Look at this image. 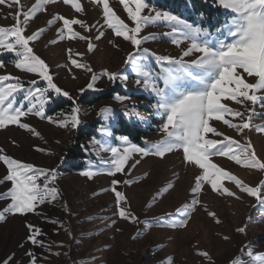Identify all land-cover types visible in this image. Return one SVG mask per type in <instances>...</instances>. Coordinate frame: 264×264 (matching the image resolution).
I'll return each mask as SVG.
<instances>
[{
  "label": "rangeland",
  "instance_id": "374dc122",
  "mask_svg": "<svg viewBox=\"0 0 264 264\" xmlns=\"http://www.w3.org/2000/svg\"><path fill=\"white\" fill-rule=\"evenodd\" d=\"M199 1L204 6L197 0H191L190 4L188 0H182L186 6H175L172 12L181 15L194 26L211 29L215 28L218 21L222 23L225 20L224 10L214 8L204 3V0ZM34 3L35 0H21L24 10ZM80 3L85 9L84 13H75L70 5L58 0L56 4L48 5L46 11L37 13L27 27L28 34L45 29L32 46L49 65L58 86L76 98L81 109L82 123L77 129L68 130L47 120L28 116L22 122L35 128L40 133L39 137L16 125L0 129V148L4 149L5 154L36 167L58 169L56 186L61 192L57 201L40 206L38 212L42 211L44 215L28 214L24 217L6 214V219L0 222V260L15 253L17 261L28 264L25 252L32 249L38 257H46L38 259V264H161L166 257H173L174 264H208L210 258L214 264H229L230 260L237 257L242 260V264H260V257L264 256V205L243 195L241 189L264 181V127H258L264 124V109L256 106L251 127L245 126L243 118L239 120L230 116L227 118L232 119L231 122L211 121L218 133L223 134L222 137L209 134L212 141L221 143L220 150L213 151L211 158L195 148L178 145V148L184 147L183 152L174 150L163 157L149 155L141 158L134 154L126 165L125 173L115 177L107 175L104 162L110 160L111 154L103 151L101 145L124 147L123 142L116 139L118 135L113 129L117 127V120L114 117L120 116V120H126L139 129L143 128L146 131L144 135L148 133L140 146L162 138L156 130L160 121L149 107L156 98L135 84V80L140 77L133 73L131 66L124 63L127 53L132 50L128 42L114 37L111 30L105 28V38L94 40L96 47L88 53L87 41L79 38L58 39L57 28L62 26V22L48 25L47 21L56 14L69 19H83L88 24L97 21L103 23L102 9L92 0H80ZM109 3L116 14L131 26L120 0H109ZM157 8L165 10L163 6ZM14 12L15 9L9 8L8 4L0 5V27L14 23ZM200 12L207 13L208 18L200 21ZM73 27L82 35H96L95 29L87 33L79 25ZM167 30L159 24L144 29L141 35L157 36L155 41L147 42L144 46L158 54L178 56L179 49L171 44L170 38L162 36ZM109 39L114 43H109ZM54 40L56 43H51ZM80 53L84 55L80 56ZM70 54L73 59L88 63L94 72L107 69L127 75V87L113 85L106 77H100L96 84L98 90H87L81 94L79 89L86 87L91 73L72 65ZM14 59L12 53L0 55V61L6 65L0 69V75L11 74L25 81L33 78L34 74L16 69L12 62ZM144 66L153 72L159 68L154 61L145 62ZM247 81L254 83L255 78L248 77ZM103 94H110L112 99L94 106L82 104L86 96L96 99ZM117 94L127 95L129 99L120 103L114 99ZM257 94L264 95V92ZM20 99L22 96L18 97V103ZM58 102L72 104L64 97L54 98L46 105V115L59 118L61 111L65 114L70 111V108L59 111ZM222 102L229 107L244 110L233 101ZM134 104L139 105L137 110L140 117L126 118L121 115ZM104 107L114 110L109 121H104L100 114V109ZM105 127L112 133L111 137L99 131ZM208 130L205 126L204 131ZM87 131L89 135L97 134L93 138L80 140V148L77 149L74 146L76 136L80 132L87 135ZM203 135L200 133L201 139ZM99 138L102 140L99 141ZM38 148L44 151H37ZM72 150H80L82 156L88 158L81 171L94 170L98 175L90 180L80 175V170L65 173L63 170L69 165L82 164L68 158ZM5 174L6 168L0 163V178ZM112 179L121 181L118 190L125 193L131 211L140 218L139 223H130L115 216L114 194L109 190ZM126 179L133 183L124 185ZM8 187L9 182L0 185V192ZM7 203L8 200L0 199V210ZM65 205L68 212L65 211ZM45 216L60 223L46 222ZM113 219L116 220L115 225L111 224ZM145 220L153 224L159 221L164 226L146 224ZM26 222L42 228L46 233L40 238L50 246L48 251L26 242ZM242 226H247L246 234L236 232ZM138 232L139 236L133 238ZM224 236L229 239H224ZM245 247L247 251L253 252L252 257L247 256Z\"/></svg>",
  "mask_w": 264,
  "mask_h": 264
},
{
  "label": "snow or ice",
  "instance_id": "6c2138e0",
  "mask_svg": "<svg viewBox=\"0 0 264 264\" xmlns=\"http://www.w3.org/2000/svg\"><path fill=\"white\" fill-rule=\"evenodd\" d=\"M57 2L58 0H35L31 7L24 10L21 0H0V5L8 4L9 8L15 9L12 13L14 23L8 27H0V55L14 54L15 59L12 62L15 68L23 73L34 74L33 78L27 81L11 74L0 75V129L16 125L39 137L40 133L35 128L29 123L22 122L23 118L28 116L47 120L59 128L68 130L77 129L82 123L81 109L76 98L58 86L49 65L32 46L45 29L27 33V27L36 14L46 11L48 5ZM92 2L102 9V24L99 21L88 24L83 19H69L60 14L53 15L47 23L53 25L58 21L62 22V26L57 28L58 39L63 41L79 38L87 41L88 53L93 52L96 47L94 40L100 41L105 38V28L110 29L114 37L128 42L132 50L127 53L124 63L131 66L133 73L140 77L135 80V84L141 86L142 91L156 98L149 107L153 115L159 118L160 122L156 130L162 137L155 142H147L145 146L130 141L127 136L116 137L123 142L122 148L101 145L103 151L111 154L110 160L104 162L107 175L115 177L117 174L125 173L126 165L134 154H138L141 158L149 155L163 157L174 150L183 152L184 147L178 148V145L195 148L211 158L213 151L220 150L221 143L212 141L209 134L212 137L223 136L211 125V121L231 122L233 120L227 118L230 116L239 120L243 118L245 126L251 127L256 106L259 105L264 109V95L257 94L264 92V0H204V3L224 10L225 20L222 23L218 21L214 29L194 26L181 15L174 14L170 10H161L147 3L146 0H120L128 20L131 21L130 26L116 14L109 0H92ZM190 2L191 0H188L189 4ZM63 4L70 5L75 13L85 11L80 0H63ZM198 18L200 21L206 20L208 14L200 12ZM158 24L168 29L162 33V36L170 38L171 44L179 49L178 56L158 54L144 46L147 42L155 41L157 36L141 35L142 31ZM74 25H79L80 29L87 33L95 29L96 35L94 37L82 35L80 31L74 30ZM109 43L114 41L109 39ZM69 60L76 68L91 73V79L86 87L79 89L81 94L87 90H98L96 84L100 77H106L113 85L127 87L128 76L119 71L104 69L94 72L88 63L73 59L71 54ZM148 61H154L159 66L158 70L155 72L148 70L144 66ZM5 66V63L0 61V69H4ZM248 77H254L255 82H248ZM20 96L22 99L18 103ZM58 97H64L72 102L70 111L67 114L61 111L59 118L46 115V105ZM114 99L123 103L129 97L117 94ZM223 100L233 101L241 105L244 110L229 107L222 102ZM138 107L139 105L134 104L130 106V110L123 111L121 115L126 118L140 117ZM113 112L111 107L100 109L104 121H109ZM205 126L209 129L206 132ZM258 127H264V124ZM99 131L109 137L112 136L106 127ZM200 133H204L203 139ZM36 150L44 151L43 148ZM0 163L6 168V174L0 178V185L10 183V187L0 192V199L9 201L0 210V222L6 219V214L24 217L28 214L44 215L42 211L38 212L40 206L52 204L60 198L61 192L56 186L57 168L36 167L32 163L5 154L3 148H0ZM185 163L189 162L185 161ZM80 175L91 180L98 175V172L83 170ZM131 183H133L131 180L123 181L124 185ZM120 185L121 181L111 180L109 190L114 194L115 216L130 223H139L140 218L131 211L125 193L118 190ZM241 191L243 195L254 198L258 204L264 205V181L257 185H249ZM65 211H69L67 205ZM45 221L52 224L60 223L57 220H49L46 216ZM144 222L153 224L148 220ZM115 223L116 220L113 219L111 224L115 225ZM153 225L164 226L159 221ZM25 226L28 229L26 242L33 247L48 251L50 246L40 238L46 235L42 228L28 222ZM246 227H238L236 232L246 234ZM138 236L139 232L133 238ZM223 238L229 239L228 236ZM244 250L247 251V247ZM53 254L60 255V253ZM25 256L28 258V264H38V259L46 258L38 257L32 249L27 250ZM247 256L252 257L253 252L247 251ZM0 264H22V262L16 260L15 253H11L0 260ZM161 264H174V258L166 257ZM208 264H214L213 259L210 258ZM229 264H242V260L239 257L233 258ZM260 264H264V256L260 257Z\"/></svg>",
  "mask_w": 264,
  "mask_h": 264
},
{
  "label": "trees",
  "instance_id": "16d2710c",
  "mask_svg": "<svg viewBox=\"0 0 264 264\" xmlns=\"http://www.w3.org/2000/svg\"><path fill=\"white\" fill-rule=\"evenodd\" d=\"M198 2H201L199 0H197ZM147 3L157 6V7H164L165 10H167V8L170 9V11L174 10L173 7H184L186 6V3L182 2V0H146ZM201 6H204V4L201 2ZM175 13V12H174ZM109 99H112V97H110L109 95H102L97 97L96 99H89L88 96H86L84 98V102L82 104H87V105H97L99 103H102L104 101H107ZM81 101V100H80ZM81 103V102H80ZM72 104H63L62 102H58L57 106H58V110H64V109H68L70 108L69 106H71ZM115 120H117V127H114V133L118 136H127L128 138H131L132 141L134 143H137L138 145H142V140L144 139V137L148 136V133L146 135H144L143 133H146V131L143 128H137L135 127L134 124L132 123H128L126 120L122 121L120 120V116H115L114 117ZM145 132H142V131ZM86 132V131H85ZM96 132L92 133L91 135L88 134L87 131V135H83L82 132H80L79 135L76 136L75 138V144L74 146L78 149L80 148L79 146V142L80 140H86V139H90L96 136ZM100 137V136H99ZM102 140L99 138V141ZM82 152L80 150H72L70 151V154L68 156V158L71 161H79L80 163H82L81 165L78 164H72L69 165V167L65 170H63L65 173H72V172H76V171H81L84 168V165L86 163V161L88 160L87 157H83ZM85 162V163H84Z\"/></svg>",
  "mask_w": 264,
  "mask_h": 264
}]
</instances>
